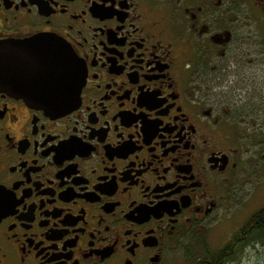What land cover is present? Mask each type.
<instances>
[{
    "label": "flooded vegetation",
    "instance_id": "flooded-vegetation-1",
    "mask_svg": "<svg viewBox=\"0 0 264 264\" xmlns=\"http://www.w3.org/2000/svg\"><path fill=\"white\" fill-rule=\"evenodd\" d=\"M249 6L261 17L0 0V264H264L262 129L240 126L264 117V0ZM65 49L84 81L56 114L42 95L64 88Z\"/></svg>",
    "mask_w": 264,
    "mask_h": 264
},
{
    "label": "rangeland",
    "instance_id": "rangeland-1",
    "mask_svg": "<svg viewBox=\"0 0 264 264\" xmlns=\"http://www.w3.org/2000/svg\"><path fill=\"white\" fill-rule=\"evenodd\" d=\"M220 1H222L223 9L224 10L227 9L228 12H231V14H233L234 17H238L239 22L241 21V17L243 15L245 16V18L243 19L248 18L247 17L248 13L254 14L252 16L256 17V19L258 17H261V15L257 11L250 8L249 0H220ZM224 23H226V21H224ZM248 26H249V22H247L246 28H248ZM240 126L241 129L244 130L248 128L249 131L255 130L252 128L262 129L256 134L252 133L247 135L248 139L255 145L253 149V151H255V156L251 160L253 167L252 172L254 174V178L257 179V181L261 180V176H264V117L245 120V122H240ZM256 131H258V129ZM254 181H250V182L248 181V183H245L246 185L243 186L241 193L244 194L246 198H248L249 193H251L253 190ZM256 197H257L256 199L254 197L255 201H258L260 198L264 197V185H261L260 183H258L257 185ZM247 204L248 203L246 202L241 203V205H243L244 208L248 207Z\"/></svg>",
    "mask_w": 264,
    "mask_h": 264
},
{
    "label": "water",
    "instance_id": "water-1",
    "mask_svg": "<svg viewBox=\"0 0 264 264\" xmlns=\"http://www.w3.org/2000/svg\"><path fill=\"white\" fill-rule=\"evenodd\" d=\"M66 52H70L67 49H65ZM72 54V52H71ZM73 57V54H72ZM66 68L61 71V74L58 76V78L63 77L65 74L67 75V82H63L61 79L59 81L63 82V85L60 84V86L64 87L63 89H60L63 91V94H61L60 90H57L56 88H52L53 91L58 92L55 93L56 95H60L59 97L62 99L64 98V102H61L60 104H54L50 103V101L54 98H58L56 95H48L47 89H42L43 92H48L44 95H42V99L46 101L45 107L49 109V111H52L56 114H61V112L65 111V109L72 104V99L76 96L75 93H77L80 89L81 86L83 85L84 81V75H81V72L78 68V70L75 69L73 64H69L68 60L66 59ZM59 86V87H60ZM37 91H41V89H38ZM35 92V90H33Z\"/></svg>",
    "mask_w": 264,
    "mask_h": 264
},
{
    "label": "snow or ice",
    "instance_id": "snow-or-ice-1",
    "mask_svg": "<svg viewBox=\"0 0 264 264\" xmlns=\"http://www.w3.org/2000/svg\"><path fill=\"white\" fill-rule=\"evenodd\" d=\"M64 56H65L66 59L68 60L69 64H71V63L73 62V58H72V54H71V52H65V53H64ZM52 102L55 103L56 101L53 100ZM2 196H3V193L0 192V198H2Z\"/></svg>",
    "mask_w": 264,
    "mask_h": 264
}]
</instances>
